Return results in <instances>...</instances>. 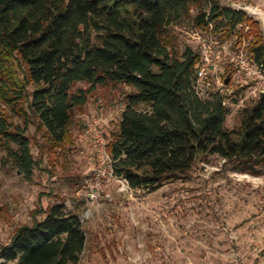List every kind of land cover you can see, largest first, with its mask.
<instances>
[{
	"label": "trees",
	"instance_id": "obj_1",
	"mask_svg": "<svg viewBox=\"0 0 264 264\" xmlns=\"http://www.w3.org/2000/svg\"><path fill=\"white\" fill-rule=\"evenodd\" d=\"M186 18L220 44L235 37V47L250 37L246 53L264 70L259 23L217 1L0 0V103L11 112L0 110V145L20 171L32 162L25 136L31 123L60 142L95 88L123 84L133 91L105 152L113 176L129 188L153 191L183 180L211 156L233 173L262 176L264 94L239 109L238 125L226 130L225 97L202 99L196 89L198 48H169L168 28ZM79 83L88 87L75 88ZM8 117L19 119L21 130L10 129ZM41 215L0 246V264H78L86 242L78 216L62 204Z\"/></svg>",
	"mask_w": 264,
	"mask_h": 264
},
{
	"label": "rangeland",
	"instance_id": "obj_2",
	"mask_svg": "<svg viewBox=\"0 0 264 264\" xmlns=\"http://www.w3.org/2000/svg\"><path fill=\"white\" fill-rule=\"evenodd\" d=\"M212 1L256 12L246 15L259 23L264 38V0ZM168 29L169 48L178 53L198 48V38L208 39L217 67L197 80L196 89L202 99L222 94L229 108L225 128H235L238 110L264 93V70L257 68L261 84L238 70V58L251 63L245 50L250 37L235 47V37L220 44L205 31L195 32L191 18ZM131 91L123 84L95 88L72 114L60 142L31 123L25 132L32 161L26 172L0 145V246L7 245L20 226L42 220L43 210L62 204L66 213L78 216L85 234L78 264H256L255 259L264 264V172L244 179L211 156L185 179L153 191L131 189L113 176L105 146ZM0 110L11 114L1 103ZM8 118L10 129L21 130L19 119ZM86 124H94L95 132L85 134ZM8 148L16 151L13 143Z\"/></svg>",
	"mask_w": 264,
	"mask_h": 264
},
{
	"label": "built area",
	"instance_id": "obj_3",
	"mask_svg": "<svg viewBox=\"0 0 264 264\" xmlns=\"http://www.w3.org/2000/svg\"><path fill=\"white\" fill-rule=\"evenodd\" d=\"M227 1L230 2V0H227ZM230 4L233 7L232 9L243 11L245 14L253 15L256 13L247 7L241 8V7L237 6L236 4H233V3H230ZM198 50H199V54H200V60H199L198 64L196 65V70H197L196 80H202V79H205V77L209 74L210 68H212L211 69L212 71H215V68L217 66H216V63H214V61L212 60V58H213L212 53L213 52L210 48V44H209L208 39H206L204 37L198 38ZM233 62H235V61H233ZM236 62L238 65V70H241L242 72H244V74L247 76V79L252 78L251 80H256L260 84L262 83V81L260 80V76L258 75V69L257 68H259L262 71V69L259 66L254 64L252 61L250 63L249 60L247 61V60L243 59L242 57L238 58L236 60ZM261 94H264V93L262 92ZM94 132H95L94 124H86L85 134L90 135Z\"/></svg>",
	"mask_w": 264,
	"mask_h": 264
},
{
	"label": "crops",
	"instance_id": "obj_4",
	"mask_svg": "<svg viewBox=\"0 0 264 264\" xmlns=\"http://www.w3.org/2000/svg\"><path fill=\"white\" fill-rule=\"evenodd\" d=\"M241 177H244V179L246 178H249L250 176H248V175H243V176H241ZM249 226H248V229H249V227H250V223L248 224ZM237 240V239H236ZM254 263H256V264H258L259 262H258V259H255V261H254Z\"/></svg>",
	"mask_w": 264,
	"mask_h": 264
},
{
	"label": "water",
	"instance_id": "obj_5",
	"mask_svg": "<svg viewBox=\"0 0 264 264\" xmlns=\"http://www.w3.org/2000/svg\"><path fill=\"white\" fill-rule=\"evenodd\" d=\"M258 15L261 17V15H263V14H258ZM227 83H228V78L224 81V84H227Z\"/></svg>",
	"mask_w": 264,
	"mask_h": 264
}]
</instances>
